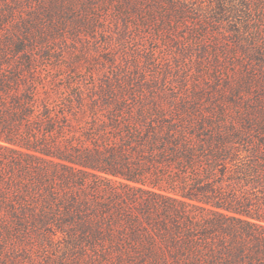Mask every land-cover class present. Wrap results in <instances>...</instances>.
<instances>
[{
    "label": "trees",
    "instance_id": "1",
    "mask_svg": "<svg viewBox=\"0 0 264 264\" xmlns=\"http://www.w3.org/2000/svg\"><path fill=\"white\" fill-rule=\"evenodd\" d=\"M221 114L117 80L60 95L22 39L1 43L0 240L85 264H264V119Z\"/></svg>",
    "mask_w": 264,
    "mask_h": 264
},
{
    "label": "rangeland",
    "instance_id": "2",
    "mask_svg": "<svg viewBox=\"0 0 264 264\" xmlns=\"http://www.w3.org/2000/svg\"><path fill=\"white\" fill-rule=\"evenodd\" d=\"M0 0V44L22 39L39 75L69 94L105 80L264 119V0ZM32 239L0 240V264H85Z\"/></svg>",
    "mask_w": 264,
    "mask_h": 264
}]
</instances>
